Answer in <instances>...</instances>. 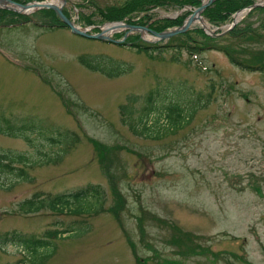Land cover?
I'll list each match as a JSON object with an SVG mask.
<instances>
[{"label": "rangeland", "instance_id": "374dc122", "mask_svg": "<svg viewBox=\"0 0 264 264\" xmlns=\"http://www.w3.org/2000/svg\"><path fill=\"white\" fill-rule=\"evenodd\" d=\"M124 1L52 0L80 28L86 21L101 26L99 10ZM187 10L147 14L174 19ZM37 12L28 15L34 24H20L21 15L0 10L2 22H16L0 23V119L36 128L30 144L0 135V152L29 162L13 165L27 179L0 175V264H264L263 70L234 66L214 49L190 53L188 46L207 41L196 23L178 35L187 48L144 54L45 28L40 23H52L50 16ZM234 28H251L255 37L225 33L210 44L241 50L240 60L264 53L263 11L238 18ZM79 56L110 59L124 71L108 79L79 65ZM170 110L184 123L160 135L132 132L142 128L140 115L147 127L165 126ZM59 134L76 141L51 161L61 144L49 140ZM88 186L99 196L84 199V211L46 204L30 211L23 203ZM113 190L121 197L117 208ZM12 232L27 241L5 243ZM185 245L193 251L181 254Z\"/></svg>", "mask_w": 264, "mask_h": 264}, {"label": "trees", "instance_id": "16d2710c", "mask_svg": "<svg viewBox=\"0 0 264 264\" xmlns=\"http://www.w3.org/2000/svg\"><path fill=\"white\" fill-rule=\"evenodd\" d=\"M16 2L24 3L27 0H14ZM200 0H126L124 1L120 6H115V7H106L103 10H99V16L100 20L102 22H112V21H121L124 20L126 24L129 25H140L144 26L147 25L149 29L155 31V32H161L165 29H169L172 27H176L181 25L183 19L187 16V12L182 14L179 17H176L174 19H156L154 20L153 17H150L149 14L151 10L154 8H167V7H174L181 9L184 6H188L191 8H196L199 6ZM251 4V1L249 0H216L209 6H207L203 12L202 16L205 19V21L212 27H219L226 22L230 20V16L236 12L237 10L244 8L248 5ZM254 10H259L263 11L264 9L262 8H254L250 10L245 17L247 18L251 12ZM42 13L45 15H49L50 19L49 21H52L53 24H57L59 27L63 28V26L60 25L58 20L54 17L53 13L47 10H42ZM40 12V13H41ZM6 12H4V15ZM3 16H0V22L3 21ZM133 17V18H132ZM141 17V18H140ZM137 19V20H136ZM10 22L13 20L10 19ZM87 24H90L89 21H86ZM248 31L246 30H240L237 32L236 28H233L231 31L228 32V35H233L235 37H240L243 41L249 39L251 40L252 38L255 37V34L251 28H247ZM197 33L201 35V37L204 40H207L205 43L210 44L213 43L212 38H209L205 36L200 29L196 30ZM119 36V35H117ZM186 36V35H184ZM182 37V36H181ZM130 42L132 44L133 48H136L137 51L143 52L144 54H147V51H159L160 49L163 48H175V47H186V44L184 42H180L179 36H175L170 38L166 44L161 47L159 46H148V45H139L136 41L138 40L137 36L131 37ZM219 40V39H216ZM136 43V44H135ZM203 44L202 46L206 45ZM210 49L217 50L228 59V61L237 67L240 68H251V70H263L264 72V53L259 52L258 55H250L249 60H240L239 55L240 51L236 53L235 50L227 48L225 46H212ZM208 47V45H206ZM151 48V49H150ZM187 48V47H186ZM199 44H195L193 46H188V50L190 52H194L199 50ZM238 51V50H237ZM160 52V51H159ZM149 56V55H148ZM77 62L79 65L84 67L87 70H90L95 73H99L107 78H115L118 77L124 70L122 69L121 66H118L117 64L113 63L110 59H104L100 57L97 58H89L87 56H79L77 58ZM252 64H250V63ZM125 107L122 106L120 108L121 111V117H122V122L125 123L127 121L128 117L123 118L124 115H128L127 111L124 112ZM172 110L169 111V114L166 115V121H165V126H151L147 127L146 126V121L142 120L143 116H139L136 119V122L142 126L140 131H136L134 128L132 132L134 135H150L152 134H163L169 130H172L180 124H183L185 121V117L183 115L180 116L179 113H175L174 117L172 116ZM35 125H31L30 123H13L10 121L8 118H2L0 119V135L13 138V139H20L24 141L27 144H30L31 141L28 138V135L35 130ZM156 135V136H157ZM60 138L59 139H50L51 143H60L61 148L58 152H56V156L53 160L59 161L60 157L62 154L66 153L67 150L69 149L70 146H72L73 142L76 141L75 137L72 134H59ZM55 154V153H54ZM50 161V162H51ZM28 160L26 157H24L22 154L19 153H10V152H0V175L1 174H14L16 179L19 178H24L27 179L24 168H20L16 170L14 168V164L16 165H21V167H24L28 165ZM96 187L93 186H88L86 188H83L82 190H79L77 192L67 194V195H57V196H52L49 197L50 200L48 202H43L42 199L43 197H38V198H33L29 200L23 201V203L29 204L31 207L29 208L30 211L37 210L41 204H46L48 208L51 210H71L73 212H78V211H84V209H89L87 207L83 208L84 203L82 202L84 199L87 197H95L97 198L99 196V193L96 191ZM98 190V189H97ZM113 196L115 199V205L114 208H117L119 206V203L121 201V197L119 194L113 190ZM47 198V199H49ZM73 206L71 209L70 207ZM28 211V212H30ZM12 238V239H11ZM15 239L16 243H19V241H25L22 236L17 235L16 238L13 237V234L10 235V237L5 234L4 237L2 238L5 242H8V240H13ZM27 241V240H26ZM43 243L41 240L37 241L36 244H41ZM193 251L192 246L185 245L184 247L182 246V250L180 251L181 254L184 253H190Z\"/></svg>", "mask_w": 264, "mask_h": 264}, {"label": "water", "instance_id": "95a60500", "mask_svg": "<svg viewBox=\"0 0 264 264\" xmlns=\"http://www.w3.org/2000/svg\"><path fill=\"white\" fill-rule=\"evenodd\" d=\"M214 0H202L199 7L196 9H193L191 11V13L183 20L181 26L168 30V31H163V32H154L151 30H148L146 26H130V25H126L122 22H115L112 23L113 25H115L116 29L122 28L125 29L126 32L124 33V35L122 36V38L120 40H113L112 38H110L108 36V30L107 29H99V31L97 33H90L89 29H79L77 27H75L71 21H69L68 19H66L62 12H61V6H58L56 4H54L53 2H49V3H36V2H29L26 4H17L15 2H13L12 0H0V9H4V10H8L11 12H15L17 14H21V15H28L33 11H37L40 9H46V10H50L54 13V16L56 18H58V20L62 23V25H64L66 28H68V30L70 31V33L83 37V38H87V39H94V40H99V41H105V42H110L113 44H119L121 43L126 34L128 32L134 31L140 34H148L149 36H151L153 38V40L149 41L150 43H155L161 40H166L172 36L178 35V34H182L185 31L188 30V28L194 24V23H198L200 28L203 30V32L209 36H216L213 35L212 33H208L205 24L202 20V17L200 16L202 11L204 10V8L209 5L211 2H213ZM63 3H65L63 1ZM11 6H16L18 8H20V10L26 11V10H30L29 12H20L16 9H14ZM253 6H258L257 4H254ZM252 6V7H253ZM251 8V6L249 7ZM247 8V9H249ZM241 11L235 12L232 15V21L231 24L229 25V27L227 28V30L231 29L232 26L236 23V19L235 16L239 13H241ZM226 30V31H227ZM224 33V32H223ZM223 33L219 34L222 35Z\"/></svg>", "mask_w": 264, "mask_h": 264}, {"label": "bare ground", "instance_id": "6f19581e", "mask_svg": "<svg viewBox=\"0 0 264 264\" xmlns=\"http://www.w3.org/2000/svg\"><path fill=\"white\" fill-rule=\"evenodd\" d=\"M51 2H52V0H51ZM11 7H13L14 9H16V10H18V11H20V12H29L30 10H26V11H23V10H20V8H18V7H16V6H11ZM237 17V16H236ZM101 29H107L108 30V35L109 34H111V33H113V32H115V31H118V30H120V29H116V27H115V25H105V26H103ZM144 36V39L145 40H152V38L151 37H149V36H147V35H143ZM142 36V37H143Z\"/></svg>", "mask_w": 264, "mask_h": 264}]
</instances>
